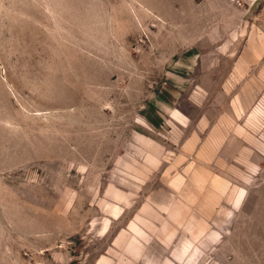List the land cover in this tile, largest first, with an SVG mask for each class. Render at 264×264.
<instances>
[{
    "label": "rangeland",
    "instance_id": "rangeland-1",
    "mask_svg": "<svg viewBox=\"0 0 264 264\" xmlns=\"http://www.w3.org/2000/svg\"><path fill=\"white\" fill-rule=\"evenodd\" d=\"M0 264H264V0H0Z\"/></svg>",
    "mask_w": 264,
    "mask_h": 264
}]
</instances>
